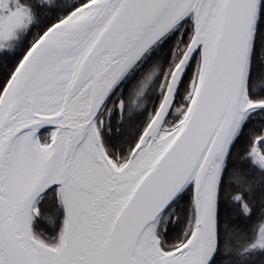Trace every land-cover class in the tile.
I'll return each instance as SVG.
<instances>
[{
  "label": "snow or ice",
  "instance_id": "obj_1",
  "mask_svg": "<svg viewBox=\"0 0 264 264\" xmlns=\"http://www.w3.org/2000/svg\"><path fill=\"white\" fill-rule=\"evenodd\" d=\"M30 32L0 65V264L264 254V0H0V54ZM170 33L155 108L114 153L108 117L159 71L123 83Z\"/></svg>",
  "mask_w": 264,
  "mask_h": 264
},
{
  "label": "trees",
  "instance_id": "obj_2",
  "mask_svg": "<svg viewBox=\"0 0 264 264\" xmlns=\"http://www.w3.org/2000/svg\"><path fill=\"white\" fill-rule=\"evenodd\" d=\"M57 4L61 3V0H55ZM54 11H56L54 9ZM50 20L49 16H41L40 23L34 26L33 31H38ZM32 32L24 37L17 45L16 49L11 54H0V65L9 64L14 67L15 63L18 61L20 55L27 47L29 40L31 38ZM175 42V34L170 33L168 36L163 38L161 42L155 45L149 52L145 54V57L138 63L127 82L123 83V92L127 93V90L140 79L143 74L154 75L155 72H158V75L153 79L152 83L149 85V88L144 93V96L137 101L135 108L132 110L130 116H126L123 120L117 123L118 113L113 108L111 115L108 117V123L106 130L103 135L106 141V146L112 149V151L119 152L120 155H123L124 146L131 143L135 136L138 135L140 127L142 126L144 120L147 118L149 110L154 109L155 105L159 99L156 92V86L159 83L160 75L163 74L164 69L168 66V60L170 57L171 45ZM254 64L256 70H264V56H260L258 49L254 45ZM143 103V107L140 108L139 104ZM117 128L119 132H117ZM109 133H112L114 140L110 142ZM119 145V147H117ZM222 212L220 214V223H224V216L231 215L235 209L231 207H224L221 205ZM179 211V206L177 207ZM186 212V209L184 210ZM227 258V257H225ZM231 260L233 264H264V254L256 253L249 254L246 259L241 261L239 256H232Z\"/></svg>",
  "mask_w": 264,
  "mask_h": 264
},
{
  "label": "rangeland",
  "instance_id": "obj_3",
  "mask_svg": "<svg viewBox=\"0 0 264 264\" xmlns=\"http://www.w3.org/2000/svg\"><path fill=\"white\" fill-rule=\"evenodd\" d=\"M108 137L110 138V142L114 140V136H113L112 133H109V136Z\"/></svg>",
  "mask_w": 264,
  "mask_h": 264
},
{
  "label": "water",
  "instance_id": "obj_4",
  "mask_svg": "<svg viewBox=\"0 0 264 264\" xmlns=\"http://www.w3.org/2000/svg\"><path fill=\"white\" fill-rule=\"evenodd\" d=\"M154 47V46H153ZM151 50V49H150ZM139 63V62H138Z\"/></svg>",
  "mask_w": 264,
  "mask_h": 264
},
{
  "label": "flooded vegetation",
  "instance_id": "obj_5",
  "mask_svg": "<svg viewBox=\"0 0 264 264\" xmlns=\"http://www.w3.org/2000/svg\"><path fill=\"white\" fill-rule=\"evenodd\" d=\"M114 103V102H113Z\"/></svg>",
  "mask_w": 264,
  "mask_h": 264
}]
</instances>
